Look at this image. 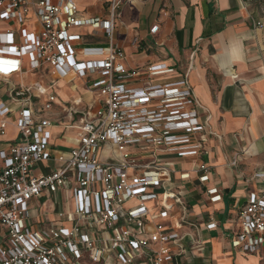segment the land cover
<instances>
[{
	"label": "built area",
	"instance_id": "2783aa9c",
	"mask_svg": "<svg viewBox=\"0 0 264 264\" xmlns=\"http://www.w3.org/2000/svg\"><path fill=\"white\" fill-rule=\"evenodd\" d=\"M121 4L112 0L101 20L81 18L72 0H0V82L9 86L15 105H0V137L10 123L18 133L0 150V264H189L180 250L172 251L180 236L161 223L168 212L152 214L148 203L182 205L172 192L175 171L161 164L160 155L191 159L190 171L179 173L181 181L193 174L200 184L208 182L211 169L201 160L207 155L208 117L200 120L187 75L151 80L173 72L164 65L146 67L149 79L140 87L125 83L136 73L125 69L124 53L113 44ZM83 26L101 29L108 46L82 49L88 60L79 61L75 44L82 37L72 31ZM47 75V84L30 80ZM62 80H80L92 101L59 102L55 89ZM53 129L71 135L69 150L53 148ZM238 159L235 154L228 167ZM40 163L53 167L34 176ZM254 178L264 183V174ZM50 195L49 208L62 195L70 202L69 208H56L53 219L41 202ZM206 195L220 200L217 189ZM236 227L228 235L231 247L256 253L264 244V191L248 193Z\"/></svg>",
	"mask_w": 264,
	"mask_h": 264
},
{
	"label": "crops",
	"instance_id": "0c3cea01",
	"mask_svg": "<svg viewBox=\"0 0 264 264\" xmlns=\"http://www.w3.org/2000/svg\"><path fill=\"white\" fill-rule=\"evenodd\" d=\"M72 1L81 18L101 20L107 19L112 2ZM253 1L122 0L117 11L113 44L124 53L125 69L136 73L125 83L131 88L140 87L149 79L143 71L146 67L164 65L173 72L151 80L170 82L187 75L201 107L200 120L208 117L207 155L201 159L211 169L208 182L200 184L193 174L189 180L181 181L179 173L190 171L191 159L160 155L161 164L175 171L172 192L182 205L169 201L163 208L148 203L152 214L168 212L161 223L180 236L179 245L172 251L180 250L189 264H264V244L256 253L245 254L231 247L228 236L237 230V215L248 193L264 191V183L254 178L256 174H264V28L255 26L261 22L252 16ZM72 33L82 37L75 44L79 61L88 60L80 55L82 49L108 46L101 29L83 26ZM50 78L47 75L30 80L47 84ZM82 87L80 80L60 81L55 89L58 101L76 97L83 101L89 97L92 101ZM8 91L9 86L0 82V105L15 107ZM13 120L12 115L10 121ZM17 136L14 124L10 123L5 136L0 137V150ZM52 144L54 149L67 151L73 139L62 129H53ZM235 154L239 155L236 166L228 167ZM52 167L40 163L32 174L45 175ZM212 188L217 189L219 201L212 202L206 195ZM157 221L147 224V229L151 230ZM212 222L217 227L208 229Z\"/></svg>",
	"mask_w": 264,
	"mask_h": 264
},
{
	"label": "rangeland",
	"instance_id": "374dc122",
	"mask_svg": "<svg viewBox=\"0 0 264 264\" xmlns=\"http://www.w3.org/2000/svg\"><path fill=\"white\" fill-rule=\"evenodd\" d=\"M252 4H253V7H252L253 10L251 11L252 16L254 17V19L259 20L263 24V28H264V0H254ZM60 92L62 94H67L68 93L67 91L66 92L60 91ZM83 102H84V104H86L87 102H91V100H90L89 97H85ZM42 200L44 202V208L43 209L47 210L46 214H48V217H47L48 219H52V216L57 211V209L64 210V209L70 207V202L67 199V197H65L64 195L59 197V200H60L59 204L55 205L56 207H52V208L48 207V206L52 205V201H51L52 199H51L50 196H43ZM41 207L38 204L36 210H38ZM37 212H38V215L42 213L40 210L37 211ZM35 219H37V218H35ZM34 221L35 220L32 219V223ZM235 264H236V262H235Z\"/></svg>",
	"mask_w": 264,
	"mask_h": 264
}]
</instances>
